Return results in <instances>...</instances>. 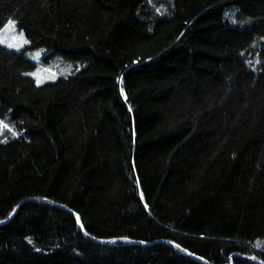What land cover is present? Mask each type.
Returning <instances> with one entry per match:
<instances>
[{
    "label": "trees",
    "instance_id": "obj_1",
    "mask_svg": "<svg viewBox=\"0 0 264 264\" xmlns=\"http://www.w3.org/2000/svg\"><path fill=\"white\" fill-rule=\"evenodd\" d=\"M11 20L0 221L43 203L0 226V264L264 261V0H0ZM39 49L77 71L39 85Z\"/></svg>",
    "mask_w": 264,
    "mask_h": 264
},
{
    "label": "rangeland",
    "instance_id": "obj_2",
    "mask_svg": "<svg viewBox=\"0 0 264 264\" xmlns=\"http://www.w3.org/2000/svg\"><path fill=\"white\" fill-rule=\"evenodd\" d=\"M0 45L22 51L29 46V41L24 32H22L17 23L11 20L5 28L0 32ZM47 49H39L33 52H27L37 67L29 75L34 77L39 85L52 82L60 77H69L73 75L77 68L76 66L64 60L60 55L49 57ZM39 53V56H37ZM8 131L5 130L3 123L0 122V142H4L9 138Z\"/></svg>",
    "mask_w": 264,
    "mask_h": 264
},
{
    "label": "water",
    "instance_id": "obj_3",
    "mask_svg": "<svg viewBox=\"0 0 264 264\" xmlns=\"http://www.w3.org/2000/svg\"><path fill=\"white\" fill-rule=\"evenodd\" d=\"M26 201H36V202H39V203H43L42 201H40L38 199L28 198V199L22 201L21 204L26 202ZM48 204L51 205V206H55V207L64 209V210L69 211L70 213H72L75 216V218H76V220H77V222H78V224L80 226V229L83 231V233L85 234V236L88 239L93 240V241H97V242H101V243H105V244H109L110 243L109 241L101 240V239H98V238H95V237H92V236L88 235L86 230H85V227L83 225V222L81 220L80 214L78 212H76L74 209L70 208L69 206H67L65 204L58 203V202H51V203H48ZM20 205L17 207V209L14 211V213L9 218H7L6 220L0 221V226L7 224L8 222H10L14 218V216L16 215L17 211L20 208ZM78 217H79V219H78ZM166 243H168L169 245H171L174 248L178 249L177 246L174 243H172V242H166ZM130 244H132V245H148L150 243L145 242V241H133L132 240V241H130ZM187 256H189L190 258H192V259H194V260H196V261H198V262H200L202 264H213V263L209 262L208 260H206V259H204L202 257H199L197 255H194L192 253L188 254ZM235 257H241V258L248 259V260H251V261H256L259 264H264V261H262V260L255 259L254 257L243 256L241 254H234L231 257V261H233V258H235Z\"/></svg>",
    "mask_w": 264,
    "mask_h": 264
},
{
    "label": "snow or ice",
    "instance_id": "obj_4",
    "mask_svg": "<svg viewBox=\"0 0 264 264\" xmlns=\"http://www.w3.org/2000/svg\"><path fill=\"white\" fill-rule=\"evenodd\" d=\"M3 41H0V43H2ZM37 56H39V53H37ZM78 219H79V217H78Z\"/></svg>",
    "mask_w": 264,
    "mask_h": 264
}]
</instances>
